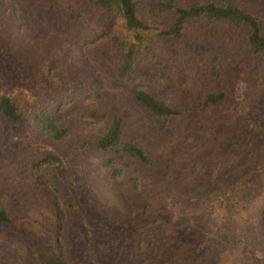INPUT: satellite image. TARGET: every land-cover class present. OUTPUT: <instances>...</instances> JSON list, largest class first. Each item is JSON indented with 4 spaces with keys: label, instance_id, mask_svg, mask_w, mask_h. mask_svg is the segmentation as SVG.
I'll return each mask as SVG.
<instances>
[{
    "label": "rangeland",
    "instance_id": "obj_1",
    "mask_svg": "<svg viewBox=\"0 0 264 264\" xmlns=\"http://www.w3.org/2000/svg\"><path fill=\"white\" fill-rule=\"evenodd\" d=\"M138 1L146 21L170 24L164 0ZM240 1L264 31V0ZM94 2L0 0V96L16 103L23 123L16 135L0 117V207L12 218L0 225V264H43L57 255L87 264V244L99 264H264V55H245L243 29L198 21L179 41L149 39L134 70L119 78L122 19ZM72 77L99 97L66 88ZM138 89L189 111L151 117L133 100ZM209 92L233 96L200 108ZM46 109L66 130L60 140L40 129ZM116 115L123 140L143 147L151 167L116 153L105 167L110 154L77 148ZM46 153L59 162L32 168ZM72 188L82 208L55 229L48 211L29 215L32 203L61 208ZM224 250L226 261L218 255Z\"/></svg>",
    "mask_w": 264,
    "mask_h": 264
},
{
    "label": "trees",
    "instance_id": "obj_2",
    "mask_svg": "<svg viewBox=\"0 0 264 264\" xmlns=\"http://www.w3.org/2000/svg\"><path fill=\"white\" fill-rule=\"evenodd\" d=\"M95 6L100 11L106 14L114 9H117L122 19V27L125 31L123 39H116L122 46V61L117 66L116 73L119 78L127 77L134 70L135 54L140 46L145 45L150 39L156 41H164L166 43L172 41H179L192 22L205 21L216 22L224 21L228 25L243 29L246 33L244 52L249 57L264 55V31L262 29V19L259 15L251 13L242 4L240 0H199L195 2H188L185 4L176 3L173 0H164L161 2L162 9L171 13V22L166 27H159L146 21L142 16V6L138 0H95ZM56 11H59L56 8ZM79 15V14H78ZM63 17V15H62ZM41 71L48 76L50 67L41 65ZM77 86L92 90L96 97H99L97 91L94 90L92 84H87L82 80L74 77L69 78L65 87ZM66 87V88H67ZM67 94H63L62 101H65ZM233 96V93L227 92H209L206 93L199 103L200 108H208L212 105H217L226 98ZM239 100H242L238 95H234ZM133 100L135 103L141 105L147 114L151 117H180L187 111L186 109L175 108L162 99L154 96L150 91L138 89L133 92ZM51 110L46 109L39 115L41 131L51 140H60L65 134L66 130L59 128L51 117ZM0 117L5 119L11 127L14 134L22 133V115L16 103L7 96H0ZM123 118L116 115L112 118L109 125L100 136L83 139L78 149L81 150H96L103 154H110L104 161L105 167H110L116 163V154L120 157L132 158L139 163L151 167L153 164L152 158L147 154L146 150L134 141H124L123 138ZM59 162L58 157L52 153L35 158L31 166L37 168L40 162L46 164L52 161ZM52 168V167H51ZM118 171L116 170L114 174ZM48 174H51L49 171ZM40 203H32V209L29 213L31 217L40 219L45 211H48L49 218L53 229L56 228L59 218H65L67 212L75 210L76 207L82 208L76 191L72 188L70 196L63 202L61 208L49 206L47 209L41 207ZM12 221L10 212L4 207H0V225L9 224ZM53 243L56 242V232L52 234ZM86 250L90 253V258L87 264H99L94 259L93 252L86 245ZM221 260L226 261L229 252L223 251L218 253ZM24 264H33L26 262ZM43 264H70L67 259L60 256H52L44 258Z\"/></svg>",
    "mask_w": 264,
    "mask_h": 264
}]
</instances>
